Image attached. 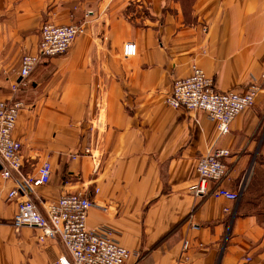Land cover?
<instances>
[{
  "label": "crops",
  "instance_id": "obj_1",
  "mask_svg": "<svg viewBox=\"0 0 264 264\" xmlns=\"http://www.w3.org/2000/svg\"><path fill=\"white\" fill-rule=\"evenodd\" d=\"M86 13V34L14 91L41 26ZM128 42L138 54L124 59ZM194 65L218 91L260 86L224 137L205 113L166 104ZM11 99L25 103L13 131L23 172L53 168L33 201L90 197L88 228L110 231L128 264H264V220L242 200L248 169H264V0H0V100ZM212 149L230 151L225 187L242 189L240 200L195 195L198 160ZM14 185L0 172V264L70 261L61 241L12 226L23 199L8 198Z\"/></svg>",
  "mask_w": 264,
  "mask_h": 264
},
{
  "label": "built area",
  "instance_id": "obj_2",
  "mask_svg": "<svg viewBox=\"0 0 264 264\" xmlns=\"http://www.w3.org/2000/svg\"><path fill=\"white\" fill-rule=\"evenodd\" d=\"M88 18L89 14L86 13L78 24L48 23L41 26L38 52L23 56L21 82L15 84L13 90L17 91L20 84L26 85V80L44 59L65 55L73 43L86 34ZM137 54L138 48L134 42L124 45V59H131ZM192 70L189 77L174 82L166 104L172 109L205 113L210 121L217 123L220 137L228 135L236 118L254 106L260 86L252 84L242 92L218 91L214 80L207 77L202 69L194 65ZM24 108L22 100H0V172L4 180L14 179L15 182L8 198H23L18 203L12 226L16 229L39 228L42 231L39 237L41 242L59 240L63 243L71 260L59 259L49 264H128L133 254L117 242L110 231L88 228L89 211L95 206L93 199L82 194H66L55 202L37 204L31 198V193L36 189L50 183L53 168L49 161H45L35 174L23 172L22 144L13 137V131ZM230 155L227 149H212L198 160L196 196L221 197L234 202L240 200L242 189L232 192L225 187L229 172L225 159ZM188 248L189 243L185 242L184 250Z\"/></svg>",
  "mask_w": 264,
  "mask_h": 264
},
{
  "label": "rangeland",
  "instance_id": "obj_3",
  "mask_svg": "<svg viewBox=\"0 0 264 264\" xmlns=\"http://www.w3.org/2000/svg\"><path fill=\"white\" fill-rule=\"evenodd\" d=\"M262 170L264 169L256 170V174L253 176V170L250 171V168L248 169L250 177H253V180L250 183V186L248 183L246 186L244 185V194L248 190L244 197V201L250 202L249 204H251V206L249 207V210L259 214L262 220H264V177L260 176V174L264 173Z\"/></svg>",
  "mask_w": 264,
  "mask_h": 264
},
{
  "label": "trees",
  "instance_id": "obj_4",
  "mask_svg": "<svg viewBox=\"0 0 264 264\" xmlns=\"http://www.w3.org/2000/svg\"><path fill=\"white\" fill-rule=\"evenodd\" d=\"M44 24H48V23H44ZM44 24H43V25H44ZM43 25H42V26H43ZM262 171H264V170H262ZM255 174H256V173H255ZM255 174H254V175H255ZM260 176L264 177V173L260 174ZM256 177H257V175H256ZM244 197H245V195H244ZM244 197H243L242 200H244ZM246 202H247V201H246ZM248 203H250V202H248Z\"/></svg>",
  "mask_w": 264,
  "mask_h": 264
}]
</instances>
